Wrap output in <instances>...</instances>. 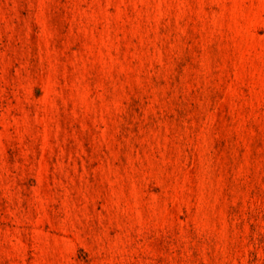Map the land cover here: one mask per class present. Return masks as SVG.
<instances>
[{
    "label": "rangeland",
    "instance_id": "374dc122",
    "mask_svg": "<svg viewBox=\"0 0 264 264\" xmlns=\"http://www.w3.org/2000/svg\"><path fill=\"white\" fill-rule=\"evenodd\" d=\"M0 264H264V0H0Z\"/></svg>",
    "mask_w": 264,
    "mask_h": 264
}]
</instances>
